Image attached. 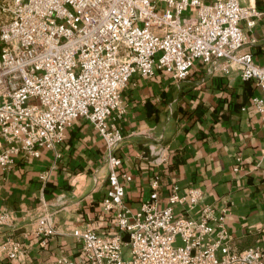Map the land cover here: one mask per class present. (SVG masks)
<instances>
[{
    "label": "built area",
    "instance_id": "obj_1",
    "mask_svg": "<svg viewBox=\"0 0 264 264\" xmlns=\"http://www.w3.org/2000/svg\"><path fill=\"white\" fill-rule=\"evenodd\" d=\"M0 12L6 17L0 26V168L16 154L38 157L41 148H54L77 118L88 119L104 142L108 187L101 206L115 221L111 232L92 224L72 229L85 264H264L257 245L230 249L226 206L204 205L197 216L175 212L186 199L188 209L196 205L197 187L180 194L172 185L167 206L158 209L155 175L149 199L128 208L119 176H131L119 171L115 153L123 136L107 122L122 112L120 92L132 75L149 78L157 68L180 81L195 60L213 59L222 72L236 69L242 81L255 82L260 96L251 102L264 114V67L242 52V26L254 27L260 11L238 0H0ZM159 153V162L166 161ZM5 219L1 215L0 223ZM55 232L47 215L32 230L41 243ZM0 251L16 259L26 248L7 238ZM54 264L83 263L60 256Z\"/></svg>",
    "mask_w": 264,
    "mask_h": 264
},
{
    "label": "crops",
    "instance_id": "obj_2",
    "mask_svg": "<svg viewBox=\"0 0 264 264\" xmlns=\"http://www.w3.org/2000/svg\"><path fill=\"white\" fill-rule=\"evenodd\" d=\"M213 3L215 0H201ZM261 12L254 27L242 26L248 52L264 67V0H238ZM260 96L254 81H242L234 69L224 73L219 61L195 60L180 81L154 69L149 78L132 75L120 92L122 112L107 119L122 133L115 153L125 180L124 203L135 211L149 199L151 177L159 179L157 208L168 204L171 186L179 193L201 190L196 205L175 204L177 214L197 216L204 205L220 211L231 250L259 246L264 251V114L252 98ZM159 151L167 160L159 162ZM44 176V177H41ZM108 187L105 145L88 119L77 118L54 148H41L38 157L13 156L0 168V243L20 241L26 252L10 259L0 251V264H54L56 258L85 264L80 241L72 229L86 224L111 232L112 212L102 209ZM51 218L55 234L41 243L32 230L42 216Z\"/></svg>",
    "mask_w": 264,
    "mask_h": 264
},
{
    "label": "rangeland",
    "instance_id": "obj_3",
    "mask_svg": "<svg viewBox=\"0 0 264 264\" xmlns=\"http://www.w3.org/2000/svg\"><path fill=\"white\" fill-rule=\"evenodd\" d=\"M5 20H6V17L3 16V14L0 12V26L5 22ZM159 55H160V53H157L155 58H157ZM122 251H123L124 254L127 255V252L129 251V248L127 246H123L122 247Z\"/></svg>",
    "mask_w": 264,
    "mask_h": 264
}]
</instances>
